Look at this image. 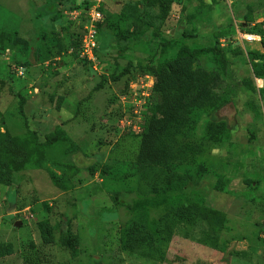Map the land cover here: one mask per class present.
I'll return each mask as SVG.
<instances>
[{
    "label": "rangeland",
    "instance_id": "1",
    "mask_svg": "<svg viewBox=\"0 0 264 264\" xmlns=\"http://www.w3.org/2000/svg\"><path fill=\"white\" fill-rule=\"evenodd\" d=\"M94 12L92 64L78 45ZM159 12L148 0H0V264H25L27 252L37 264H264V80L251 70L264 48L238 38L264 37V0H174ZM178 47L212 49L196 75L223 57V85L185 112L196 123L171 139L168 164L136 167L122 95ZM58 129L67 140L37 155L26 132L43 143ZM8 138L27 162L2 166ZM180 192L199 195L222 230L165 203Z\"/></svg>",
    "mask_w": 264,
    "mask_h": 264
},
{
    "label": "trees",
    "instance_id": "2",
    "mask_svg": "<svg viewBox=\"0 0 264 264\" xmlns=\"http://www.w3.org/2000/svg\"><path fill=\"white\" fill-rule=\"evenodd\" d=\"M173 1L174 0H148L149 5H156L160 10L159 13L164 16L167 15L173 5ZM56 8L57 5L50 3L43 8V12L46 16L53 15V20L55 21ZM99 29L97 34L98 38ZM14 40L17 46L26 48L29 45L28 41L23 38L15 37ZM4 42L6 43L7 40H2V38H0V43ZM79 46L80 43L78 48ZM261 47L264 48V37H261ZM58 48H60V46H58ZM211 51L212 49L210 48L189 49L178 47L167 60L162 63H156L155 65H148V67L142 71L144 76H152L154 79L152 94L148 100L145 113L142 114L141 121L137 124L140 131L134 133L131 128H125L126 130L122 133V137H127L130 142L127 148L130 152H133L134 166H162L168 164L171 156L169 146L171 139L180 134L188 126L196 123L195 119L185 116V112L194 106L210 101L214 91L222 87L223 79L221 75L226 68V61L223 57L219 59V71L201 69L198 73L199 75H196L192 69L195 64L199 63L202 55H209ZM218 54L219 51L216 50L214 55ZM256 56L257 59L251 63L252 75L254 79L264 80V55ZM80 60L90 63L83 59ZM258 92L261 94L262 98H264V88L258 90ZM127 93L128 91L123 93L122 96L127 95ZM23 104L24 101H20V110H22ZM75 112V115H77L78 112ZM118 117H120V119L122 118L121 113ZM211 128L212 125L209 126V129ZM26 134L27 137L28 135L31 137L29 141H32L37 155H39L43 149L51 148L56 142L65 141L68 138L66 133L60 129L56 130L43 143L38 142L36 134L30 131L26 132ZM123 143L121 142L119 144L122 145ZM5 144V157L3 158L5 161L2 162V166L6 165L5 168L8 167L6 163L7 158L11 159L13 166L24 164L29 160V153L20 146L17 140L8 138ZM89 170H92V168ZM173 180L174 177L172 181L170 179L168 180V185L166 187L167 193H170L173 189V185L175 184ZM164 201L170 208L175 207L180 209L184 205L189 206L188 209L190 210L195 208L201 212L210 228L214 230V221L217 223L218 231L223 228L221 221L216 217V213L206 207L203 199L196 193L180 192L179 194H173L169 197L166 196ZM133 223H138V221L135 219ZM261 227L264 228V225ZM69 240L70 233L67 232L64 234L61 242V246L65 250L70 249ZM23 259L25 264H37L36 258L32 256L30 252L24 253Z\"/></svg>",
    "mask_w": 264,
    "mask_h": 264
},
{
    "label": "built area",
    "instance_id": "3",
    "mask_svg": "<svg viewBox=\"0 0 264 264\" xmlns=\"http://www.w3.org/2000/svg\"><path fill=\"white\" fill-rule=\"evenodd\" d=\"M89 21V24L83 28V35L78 48V56L80 59L93 64L96 61L97 52L100 49L97 34L98 26L103 24V17L100 13L94 12L90 15ZM238 38L243 45L250 43H258L261 45V37L259 35L238 33ZM15 70L18 76L23 77L24 72L21 66H17ZM142 79L143 80L139 82L140 88L137 91L131 92L129 88L127 95L122 96L126 100L127 105L123 106L125 109L122 108L121 120L126 122V124H129L126 128H131L134 133L140 131L137 124L141 121L142 114L145 113L154 85V79L152 76H144Z\"/></svg>",
    "mask_w": 264,
    "mask_h": 264
},
{
    "label": "crops",
    "instance_id": "4",
    "mask_svg": "<svg viewBox=\"0 0 264 264\" xmlns=\"http://www.w3.org/2000/svg\"><path fill=\"white\" fill-rule=\"evenodd\" d=\"M240 33V32H239ZM23 39H24V37H22ZM27 40V39H26ZM250 44H252V43H250ZM258 46H260L261 47V45H258ZM39 80V79H38ZM75 113V112H74Z\"/></svg>",
    "mask_w": 264,
    "mask_h": 264
}]
</instances>
